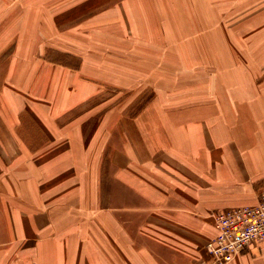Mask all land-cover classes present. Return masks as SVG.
Listing matches in <instances>:
<instances>
[{
  "label": "crops",
  "instance_id": "obj_1",
  "mask_svg": "<svg viewBox=\"0 0 264 264\" xmlns=\"http://www.w3.org/2000/svg\"><path fill=\"white\" fill-rule=\"evenodd\" d=\"M130 3L104 17L102 25L108 30L112 19L120 20L133 41L114 50L128 66L145 67L144 75L163 77L152 71L166 69L169 61L168 49L164 58L160 51L170 42L160 38L166 31L140 3ZM58 18L45 20L47 33H59ZM180 47H186L183 66L194 69L187 68L181 82L198 90L184 92L177 106L151 107V131L162 132V141L152 142L147 154H127L124 108L82 106L102 96L112 82L123 88L125 75L118 67L104 70L100 80L93 70L88 71L93 76L82 72V65L63 67L61 59L74 56L47 46L41 54L46 58L32 62L33 68L21 61L2 63L0 78L6 74L15 92L0 90V264H77L84 252L102 264H197L209 259L206 244L218 235L214 214L257 205L264 192V43L253 49L252 58L236 60L231 74H222L229 63L216 55L215 61L208 59L204 46L178 43L175 50ZM55 74L59 83L50 78ZM40 76L48 78L46 87L38 80L31 89L28 77ZM221 76L231 82L210 89ZM96 140L113 153L96 154ZM96 160L101 165H92ZM128 186L134 202L127 201ZM128 212L146 226L141 235L130 234ZM231 264H264V242Z\"/></svg>",
  "mask_w": 264,
  "mask_h": 264
},
{
  "label": "rangeland",
  "instance_id": "obj_2",
  "mask_svg": "<svg viewBox=\"0 0 264 264\" xmlns=\"http://www.w3.org/2000/svg\"><path fill=\"white\" fill-rule=\"evenodd\" d=\"M126 1H131L132 7L134 1H137L135 7L140 3V9L149 12L152 18L156 17L158 25L163 27L162 32L166 31L165 35L160 38H168L171 44L167 42L166 47L163 46L160 51L162 50L161 56L164 58L168 49L169 61L166 63V69L157 67L152 73H160L159 75L166 77L169 83L163 82V77L152 79L151 75H144L145 67L142 70H136L128 66V60L126 61L114 50V48H119L120 43L133 41V34L126 36L123 33L124 26L118 19H112V24L107 25L108 30H106V27L102 25L106 21L103 18L109 17L111 12H118L120 6ZM179 14L182 16V21L179 19ZM41 15H43L42 22ZM52 15L55 19L59 17L56 28L59 33L55 35L54 32L52 34L51 31L46 32L48 26L45 20L48 22V19H52ZM209 21L214 22L208 24ZM40 43L43 45L40 46ZM178 43L198 48L204 46L203 53L208 59L212 56L215 61L216 55L222 63H229L227 68L222 69V74H231V65H234L236 60L241 62L247 55L252 58L253 49L258 44L264 43V0H0V55H4L1 58L3 61L0 64V72H2V63L9 65V63L17 64L21 61L33 68L32 62L46 58L41 54L47 46L70 52L69 54L74 56V59L64 57L61 59L62 65L71 64L75 68H80L82 65V72L86 75L93 76L88 73L93 70L96 78L103 80L104 70L108 71V69L117 67L118 71L125 75L121 80L126 83L121 84L123 86L121 90L118 89L117 81L112 82L110 88L103 89L105 92H101L102 96L91 100L89 104L84 102L82 106L122 107L127 111L128 155L141 151L147 154L152 142L162 141V132L151 131L154 118V111H150L151 107L155 106L163 110L167 106H177L184 92L198 90V87L189 89L187 86L192 84L187 81L181 82L187 79L183 76L187 68H191L192 71L194 69L183 66L182 60L187 61L186 56L182 55L183 48L186 47L175 50ZM193 59L194 57H190L189 61L195 63ZM103 60L109 66H106ZM235 70L236 68L234 72ZM199 73L198 71L197 74ZM41 76L28 77L31 89L38 80H42L41 85L46 87L48 78L45 76L42 79ZM50 78L58 81L59 75L55 74V77ZM0 79H4V82H0L2 92L6 90L15 92L14 86L6 82V74ZM218 80L219 82L213 83L210 89L217 87L216 85L221 81L223 85L231 82V77L221 76ZM194 83L198 85V82ZM97 89L102 88L97 87ZM179 89L183 90L179 92ZM25 91H29V87ZM3 99L5 100V97ZM6 100L9 106L11 105L9 101L13 103V99ZM41 101L48 100L42 99ZM33 117L37 116L33 115ZM33 117L28 116L30 119ZM80 117L88 118L87 115H80ZM102 117L104 116H97L99 119ZM99 119L93 129L99 127ZM81 124L78 123V126ZM27 127L31 128L32 124ZM87 128L90 133L91 129ZM87 128L84 130L85 134L88 133ZM155 135L160 138L155 140ZM113 143L118 145L119 142L114 141ZM103 146V141L100 143L97 140L94 141L95 153L102 156H109L113 153V148L109 151L108 147L103 149ZM82 152L80 150V153ZM80 163L84 165L82 161ZM99 164V160L92 162L95 166ZM154 166L156 167L155 164ZM142 167L144 170H149L150 164H144ZM130 191L133 190L128 186L127 201L134 202L135 194ZM117 197L116 195V200ZM127 219L128 228H132L130 234L141 235L146 226L140 225V216H136L134 212H128ZM87 228L84 227L80 233H86ZM78 256L77 264H102L101 258L88 257L85 252L79 253ZM68 264L75 263L71 261Z\"/></svg>",
  "mask_w": 264,
  "mask_h": 264
},
{
  "label": "built area",
  "instance_id": "obj_3",
  "mask_svg": "<svg viewBox=\"0 0 264 264\" xmlns=\"http://www.w3.org/2000/svg\"><path fill=\"white\" fill-rule=\"evenodd\" d=\"M218 235L206 244L208 260L197 264H231L256 243L264 242V192L257 205L214 214Z\"/></svg>",
  "mask_w": 264,
  "mask_h": 264
}]
</instances>
